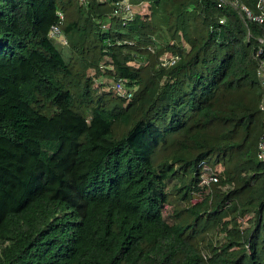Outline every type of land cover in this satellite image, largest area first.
I'll return each instance as SVG.
<instances>
[{
    "label": "trees",
    "instance_id": "trees-1",
    "mask_svg": "<svg viewBox=\"0 0 264 264\" xmlns=\"http://www.w3.org/2000/svg\"><path fill=\"white\" fill-rule=\"evenodd\" d=\"M122 1L0 0V264H264V3Z\"/></svg>",
    "mask_w": 264,
    "mask_h": 264
},
{
    "label": "built area",
    "instance_id": "built-area-1",
    "mask_svg": "<svg viewBox=\"0 0 264 264\" xmlns=\"http://www.w3.org/2000/svg\"><path fill=\"white\" fill-rule=\"evenodd\" d=\"M81 1L83 2L85 0H81ZM218 1L223 2L224 0H218ZM259 2L263 3L264 0H259ZM122 3L125 4L126 9H128V12H129V5L127 3H124V2H122ZM242 10L244 11L247 18L254 20V21H257L259 23H264V13L254 14L245 5H242ZM220 21H222V20H220ZM50 35L57 36V38L59 40H62L63 43L65 41L62 38L60 31H59L57 26H52L51 31H50ZM260 40L264 42V40H262V39H260ZM166 60L168 63H173V61L175 60V57L169 56V54H168V55H165L164 63H166ZM260 73L263 75V84H264V65L260 69ZM112 89L117 93V95H120L122 97H130L133 88L126 86L124 81L117 80V81L113 82ZM259 109L264 114V97L262 98V100L259 104ZM257 158L260 161L264 162V121H263V124L261 127V134H260L258 144H257ZM214 181H216V176L214 174L208 173L206 175H203V180H202L203 183L208 184L209 182H214Z\"/></svg>",
    "mask_w": 264,
    "mask_h": 264
},
{
    "label": "rangeland",
    "instance_id": "rangeland-1",
    "mask_svg": "<svg viewBox=\"0 0 264 264\" xmlns=\"http://www.w3.org/2000/svg\"><path fill=\"white\" fill-rule=\"evenodd\" d=\"M122 2L127 3L126 0H123ZM263 3H264V2H263ZM58 43H59V46H62L63 41L60 40ZM106 80H107V81H106ZM103 81H104V82L106 81V84L108 85V87H109L110 89L112 88V84H113L114 81H112L111 79H108V78H103Z\"/></svg>",
    "mask_w": 264,
    "mask_h": 264
}]
</instances>
